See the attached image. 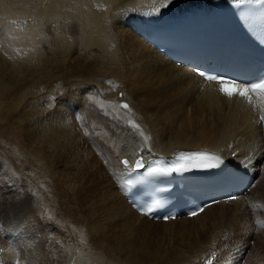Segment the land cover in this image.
<instances>
[{
    "label": "bare ground",
    "instance_id": "obj_1",
    "mask_svg": "<svg viewBox=\"0 0 264 264\" xmlns=\"http://www.w3.org/2000/svg\"><path fill=\"white\" fill-rule=\"evenodd\" d=\"M235 1L0 0V121L17 123L0 155V264H264V96L201 81L131 22ZM200 149L256 184L194 218L131 208L137 160Z\"/></svg>",
    "mask_w": 264,
    "mask_h": 264
},
{
    "label": "rangeland",
    "instance_id": "obj_2",
    "mask_svg": "<svg viewBox=\"0 0 264 264\" xmlns=\"http://www.w3.org/2000/svg\"><path fill=\"white\" fill-rule=\"evenodd\" d=\"M117 94L122 99L123 95H120V93H117ZM231 101H232L231 103H232V106H233L234 100L232 99ZM123 104H125L127 107L129 105L128 102L123 103ZM122 105L120 106V108L124 110L125 108ZM127 107H126V109H127ZM229 111H231V110H229ZM260 115H261L260 118L263 119V115L262 114H260ZM15 138H17V123H16V120H15V118L13 116H7L5 114L3 116V119L0 121V155L2 157H6L8 155V154L4 155L6 149L9 150L12 147V145H6L5 146V142H8L7 140H13ZM14 156H15V154H14ZM2 157H0V192L4 193V189H5V186H4L5 181L4 180H5V177L7 175V171H6V161L5 160L3 161ZM123 161H124L123 162L124 165H128L127 160H123ZM17 171H18V168L16 169L15 172H17ZM249 196H250V194H249ZM262 207H263L262 209L264 210V206H262ZM250 217H252V215H250ZM235 219L236 218H233V219H231V221L230 220H224L226 223L228 221L227 225L224 224V221H223L222 223L220 222L221 224L219 223L218 226L219 227L221 226V229L223 231H226L225 234H227V231L229 232L234 226H236L237 219H236V221H235ZM231 222H232V225H231ZM233 224H234V226H233ZM230 226H231V228H230ZM4 238H5V236H4ZM252 243H251V245L255 244L254 241ZM225 244H228V242H225Z\"/></svg>",
    "mask_w": 264,
    "mask_h": 264
}]
</instances>
